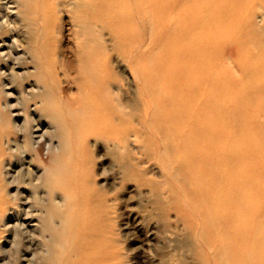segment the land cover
<instances>
[{
    "label": "bare ground",
    "instance_id": "1",
    "mask_svg": "<svg viewBox=\"0 0 264 264\" xmlns=\"http://www.w3.org/2000/svg\"><path fill=\"white\" fill-rule=\"evenodd\" d=\"M11 1L0 4L9 8L8 4L14 0ZM128 1L103 0V6L114 12L115 25L123 24L124 43L133 42L134 46L143 35L131 29L134 24L140 25L138 20H149L151 28L168 22L172 17L169 14L175 11L179 23L173 20V26H179L175 38L171 34L175 30H169L171 35L164 34L168 35L164 42L172 41L169 59L159 58L158 64L154 60L156 66L150 72L142 75L137 72L144 82L158 84L157 89H142L140 84L141 108L133 98L123 103L116 83L118 78L111 72L113 83H107L111 89H89L90 84H86L85 99L79 106L71 107L76 116L70 117V129L65 114L53 110L56 95L48 92V88L31 89L46 96L41 106L47 111L41 107L44 114L38 113V117L34 105L32 112L30 108L22 109L21 120L17 121L13 112L16 104L7 98L0 103L2 133L14 136L11 139L5 135L2 140L0 174L7 185H15L12 192L0 195V238L3 232H11L8 248H2L0 242V251L7 254L0 264H122L125 261L118 258L122 246L108 209L106 185L95 183L93 155L86 148L91 136L112 142L118 151L113 155L126 171L133 165L128 155L119 152L120 147L124 149L130 141L139 142L148 159L156 152L154 158L168 181L152 187L156 214L165 224L169 211L175 210L179 220L186 219L191 227L196 226L192 245L198 262L264 264V0H131L134 7L126 9ZM3 17L0 16V27L8 26V17ZM158 26L155 27L161 30L164 24ZM147 30V39L156 41L160 31L155 35ZM91 62L90 79L105 84L106 62L96 64L92 59ZM3 72L0 71L1 77ZM4 88L0 84V94L7 97L9 93ZM1 113L6 114L4 119ZM133 121L142 126L143 134L132 125ZM41 124L45 129L42 130ZM71 129L72 137L68 131ZM18 133L20 143L15 137ZM46 135L49 137L45 138ZM42 139L46 145L45 160L38 147ZM27 151L34 157L30 154L24 165ZM5 155L8 166L1 164ZM13 161L17 169H12ZM237 200L243 206L242 213L260 215L256 227L255 217L251 225L248 222L240 227L245 228V233L233 232L230 224H226L233 217ZM259 231L258 245L251 249L238 247L251 232L256 237Z\"/></svg>",
    "mask_w": 264,
    "mask_h": 264
},
{
    "label": "rangeland",
    "instance_id": "2",
    "mask_svg": "<svg viewBox=\"0 0 264 264\" xmlns=\"http://www.w3.org/2000/svg\"><path fill=\"white\" fill-rule=\"evenodd\" d=\"M4 1L8 0H1L0 3L2 2L3 4ZM9 1L12 2L11 0ZM70 1L72 2V4L70 3ZM74 1L28 0L27 3L26 0H14L13 3L8 4L9 8H5V6L0 4V16L8 17H3L7 18L6 23L8 24V26L4 25L0 27V53L4 54H2L0 58V68L2 69H0V71H4L3 76H0V84H3L5 86V91L9 93V97L0 94V103L3 104L7 98L10 103L16 104V107L13 108V112L17 114L15 116V118H17V121L21 120L22 109L24 108H30L29 112H32L33 106L35 105L38 110L36 117H38V113L44 114V112L42 111H47L46 107L44 108L43 106H41L46 97L44 93H34L33 91H31V89L48 88V92L52 91L53 93H55L56 97L53 101L56 103V105L53 106V110L55 111V113L65 114H63L65 116L64 119L67 121L65 122L68 125V129H70L72 116H76L74 113H72L74 111L73 108L75 106H79L80 102L85 99V89L88 88L86 84H90L89 89H111L107 85V83L109 84L110 81L111 83H113V78L110 76V72L111 74H115L118 78V81L116 83L119 86V93L124 104L125 101L129 102V98H133V100H135V103H137L138 108H141L138 89H143L144 87L145 89L158 88V84L150 85V83L144 82L143 78L141 79V75L144 74L145 71L150 72L152 71V69H154V66H156V64H154V60L156 63L158 60H163V58H166L167 60L169 59V48L172 41L169 39V41L166 40V42H164V37L166 38V36H168L167 34H170L169 32L171 31L169 30L171 29L172 31L175 30L171 32V34H173V37L175 38V36L177 35L174 34L177 33L176 26L179 25V23L176 22L178 21L176 12L174 11L173 15L169 14V17L170 15L172 16V19L170 18L169 20L171 23L173 22L172 24H170L169 21L159 24V26L161 27L164 24V27L160 28L161 30L164 29V33L157 27H155L158 25H151L150 28V26H148L150 25V23L148 22L149 20H138V22H140H136V24L138 23L141 26H136L134 24L135 26H131V29H133V32L137 33L138 31L143 33V35L136 39L138 45L137 43H135L133 46V42L130 45L124 43L122 37L123 34H121V32H123V24H118L119 26H117V24L115 25V22H113L112 20L114 17V12H112L109 8L103 6V0H77L76 2H79H75L76 4L74 3ZM22 2H26L25 5ZM129 2V6L126 3V9L134 7V3L131 4V0H129L128 3ZM77 4L79 5L78 7ZM126 5L124 6L126 7ZM26 6H28V8ZM70 6L71 8H69ZM21 11L23 13H20ZM13 14H16V16H14ZM14 18L15 21H13ZM174 19H177L175 20V22L178 23V25L176 24L175 26H173L175 24V22L173 21ZM17 20L19 22H17ZM14 22L17 23L15 24ZM10 24H12V26ZM112 25L115 26L113 27ZM144 26L147 28H145ZM137 27L143 28L141 29ZM143 29L144 32H142ZM145 29H150L152 33L155 32V35L156 32L160 31L158 32L160 34L158 35L157 33L155 37L156 41H154L153 39L150 40L149 38L147 39L149 33H147L148 30L145 31ZM165 33L167 34L164 35ZM158 36H160L161 39ZM146 40L150 41V43ZM158 40H161L162 43L160 44L159 42L161 41L158 42ZM120 41H122V43H120ZM10 42L11 44H9ZM43 42L45 43V46L44 44H42ZM83 44L85 45L84 47ZM121 44H123V46H119ZM156 45H158V47H156ZM128 46L129 48H132L128 50ZM148 47H153V49L151 50V48ZM15 49L17 52L15 51ZM90 50L92 52H90ZM7 51L9 55L7 54ZM130 51L132 52L130 53ZM141 51H144L146 56L144 55V53L142 54ZM124 53L126 54L124 55ZM132 54H134L133 56H135L134 58L136 59H132ZM85 56H87V58ZM143 56L145 58H143ZM98 58L99 60H97ZM80 59L85 62V64ZM91 59L94 60L96 64H100L101 61L106 62L105 68L107 70V73L105 78L107 80L105 84H99V82H95L90 79L92 78L90 75L92 71ZM147 59H150V61ZM136 63L140 64L134 65ZM158 63L159 62H157V64ZM59 64L62 65L59 66ZM10 65L12 66V68ZM74 67L76 68L74 69ZM142 67H144L143 70ZM137 68L138 70H141V73L140 70H137ZM165 68V66L162 67V69ZM168 68H170V66ZM88 70L90 72H87ZM84 72L86 73L84 74ZM137 72L141 74V77H139V74ZM9 73H12V75H10ZM139 78L141 79L140 81ZM50 79L55 86L52 85ZM48 84H50V88L52 90L49 89ZM140 84H143V86ZM17 101H19L20 104ZM67 104L71 106L68 107ZM41 107L43 108L42 111ZM1 115L3 119L6 117L5 113H1ZM132 125L141 130V133L143 134V128L139 123H137V121H135V123L133 121ZM41 126L42 130L45 129L43 124H41ZM68 131L69 136L72 137L74 135L73 129ZM5 135H8V138H14L11 133H2V127L0 124L1 149L2 147H4V145H2V140L6 138ZM20 135L21 134L18 133L17 136H15L19 143L21 142ZM47 137L49 136L46 135L45 138ZM39 143V150L44 157L46 146L45 139H42ZM128 144L129 145L126 144V146L124 147V149L128 152H125L122 147L119 148V150L121 149L119 152L122 155H128L127 157L133 165V168H131L130 171L124 170L123 164H121V162L118 161L113 155L114 153L117 154L118 151L114 150L112 142L106 140L104 141L103 139H99L95 136L89 137L86 142L87 150L90 151L93 155V172L95 174V183L99 186L106 185L108 195V209L110 211V214L114 217L116 224L115 228L119 233V238L121 240L122 246L119 250L120 255L118 258L121 260H125L122 264H201L200 262H198V254L194 253L192 245L194 244L193 239L195 236V233H193V229H195L196 226L192 225V228L189 224H187L186 219L184 221L179 220V218H177L176 216L175 210L169 211L167 215V222L165 224L161 222V218L156 214L152 187L154 186V184H163L168 182L163 173V170L161 169L160 164L154 158L156 152L151 151L152 153H154V156L150 155L153 158L151 159V157L149 156L148 159L146 154H143L145 152L141 150L143 144H141L140 146L139 142L134 143L132 141H130ZM151 152L150 154H152ZM5 154H8V151ZM30 154L31 153L28 151L25 153L24 165H26L25 163L28 161V157L30 156ZM142 156L144 160L143 158H141ZM7 157L8 155H5V158H3V163L1 162L2 165L5 164L6 166H8ZM32 157H34V155H32ZM12 164V169H17V167H14L16 164L14 161L12 162ZM31 164L32 167L35 165V163L33 162ZM0 176V195L4 194L6 191L12 192L15 189V185H7L6 181L3 178V175L0 174ZM21 188L23 189L24 186L21 185ZM26 191L28 192V190ZM240 203V200H237L235 202V205L233 207V217L230 218V221H226V224H230L233 232L245 233V228L242 229L240 227L244 224H247L248 222L251 225L252 219H254L253 217L255 216L252 217L249 213H242L241 211L243 206ZM8 205H10V203H8ZM256 216V225L254 227L259 224V212L256 214ZM259 235L260 231L257 233L256 237H254L253 233L251 232L250 236L248 235V238H246L244 242L241 243L238 247L241 248L245 246L246 248L251 249V247H253L254 245H258V243L260 242ZM10 238V231L7 230L2 233V237L0 238L1 247L3 246L2 248L5 247L4 249H6L9 247L8 241L10 240ZM181 245L183 246L181 247ZM3 253L4 252L0 251V261L4 259L2 262L7 259V254ZM178 259H181V261ZM242 264H253V262L246 261Z\"/></svg>",
    "mask_w": 264,
    "mask_h": 264
}]
</instances>
